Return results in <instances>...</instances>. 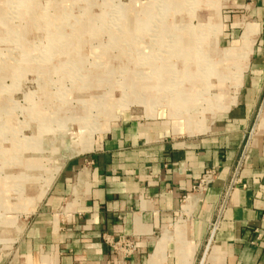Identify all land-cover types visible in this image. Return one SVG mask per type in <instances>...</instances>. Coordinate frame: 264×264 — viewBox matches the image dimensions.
I'll list each match as a JSON object with an SVG mask.
<instances>
[{
	"label": "rangeland",
	"instance_id": "obj_1",
	"mask_svg": "<svg viewBox=\"0 0 264 264\" xmlns=\"http://www.w3.org/2000/svg\"><path fill=\"white\" fill-rule=\"evenodd\" d=\"M240 4L0 0V264H28L17 250L28 220L58 169L86 154L83 144L93 149L132 118L199 133L194 119L205 126L232 102L235 54H249L244 23L232 27ZM171 68L179 71L172 107L157 90ZM184 114L192 117L186 124Z\"/></svg>",
	"mask_w": 264,
	"mask_h": 264
},
{
	"label": "crops",
	"instance_id": "obj_2",
	"mask_svg": "<svg viewBox=\"0 0 264 264\" xmlns=\"http://www.w3.org/2000/svg\"><path fill=\"white\" fill-rule=\"evenodd\" d=\"M237 1L249 54H235L232 102L195 134L133 118L105 131L50 180L17 244L24 261L264 264V0ZM122 235L136 243L127 259L105 240Z\"/></svg>",
	"mask_w": 264,
	"mask_h": 264
},
{
	"label": "bare ground",
	"instance_id": "obj_3",
	"mask_svg": "<svg viewBox=\"0 0 264 264\" xmlns=\"http://www.w3.org/2000/svg\"><path fill=\"white\" fill-rule=\"evenodd\" d=\"M183 1H185V0H170V3H175V4H180V3H182ZM251 31H253V28L252 29H250ZM250 35V34H249ZM251 38V37H250ZM249 41V40H248ZM143 57H146V56H143ZM207 59V58H206ZM203 58L202 59H200V61H201V64H202V62H203ZM167 62V61H166ZM210 63H208L209 64V66L206 68V69H208L209 68V71L208 72H205V73H210L211 71H213V66H214V64L211 62V61H209ZM204 63V62H203ZM207 64V63H206ZM206 64H204V65H206ZM207 64V65H208ZM162 66L163 65H161L160 66V68H162ZM206 71V70H205ZM203 72H204V70H203ZM156 73H157V75H158V77L159 76H164L163 75V73L162 72H160V71H156ZM168 73H170V76H169V78H167L166 80H165V78H163L165 81H163L162 83L160 82L161 81V79H162V77H161V79L159 78V81H158V83H157V85H160V87L161 88H158L157 87V90L158 91H161L162 90V94H163V92L165 93L166 92V102L168 103V105L169 106H171L172 107V105H171V102H172V100H178L179 99V97L178 96H175V97H173L174 95H173V93H171V92H169V91H172V81H174V77H177V74L179 73V71L178 70H176V68H174V70H173V68H171V70H170V72H168ZM167 75V74H166ZM168 82V83H167ZM165 83H167L168 84V87L166 86V87H162V85H164ZM158 94H160V95H158ZM158 94L156 95V98H160L159 100H161V97H163L162 95H161V93H159L158 92ZM156 98L155 99H153V101H155L156 102ZM181 99H182V97H180ZM171 100V101H170ZM187 102V101H186ZM188 103H184V105H183V107H184V109L185 110H187V111H189V109L187 108V107H185L186 105H187ZM191 106H193V105H191ZM190 106V107H191ZM151 111V110H150ZM187 111H185L186 113H187ZM153 112V114H154V111H152ZM171 112H172V115L174 116V117H176V115H175V109L174 110H171ZM262 114V125H264V103H263V105H262V108H261V111H260V113H259V116ZM193 116V115H192ZM258 116V117H259ZM194 118H195V116H193ZM192 117L190 116V115H188V114H184L183 115V120H182V122H184L185 124L186 123H188L189 121H191L192 119H191ZM258 119V118H257ZM194 123H195V126H196V128L198 129V130H200V131H203L204 130V121L203 120H201L200 118H196V119H194ZM257 124V123H256ZM91 146H92V144H91V142L89 141V143L88 144H83V146L81 147V151H89V150H91ZM80 149V148H79ZM78 150V149H77ZM189 200V199H188ZM187 202H189V201H187Z\"/></svg>",
	"mask_w": 264,
	"mask_h": 264
},
{
	"label": "built area",
	"instance_id": "obj_4",
	"mask_svg": "<svg viewBox=\"0 0 264 264\" xmlns=\"http://www.w3.org/2000/svg\"><path fill=\"white\" fill-rule=\"evenodd\" d=\"M213 173L212 170H207L204 176L199 179L196 188L200 189L211 182ZM105 240L113 250H117L121 254L122 258L130 256L136 250L135 241L127 236L106 237Z\"/></svg>",
	"mask_w": 264,
	"mask_h": 264
},
{
	"label": "water",
	"instance_id": "obj_5",
	"mask_svg": "<svg viewBox=\"0 0 264 264\" xmlns=\"http://www.w3.org/2000/svg\"><path fill=\"white\" fill-rule=\"evenodd\" d=\"M263 103H264V97H263V100H262L261 105H260V107H259V110H258V113H257V117H258V115H259V113H260V111H261V108H262ZM252 130H253V129H252ZM240 163H241V160L239 161V165H240ZM239 165H238L237 168H236V171H235V174H234V176H233L232 182H231V184H230L229 190H230V188L232 187V184H233V182H234V179H235V176H236V172H237V170H238V168H239ZM229 190H228V191H229ZM209 242H210V239H209L208 243H209ZM207 247H208V245H207Z\"/></svg>",
	"mask_w": 264,
	"mask_h": 264
}]
</instances>
